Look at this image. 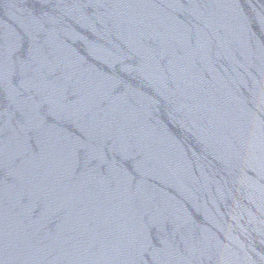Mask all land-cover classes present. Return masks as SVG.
Listing matches in <instances>:
<instances>
[{"label": "water", "instance_id": "obj_1", "mask_svg": "<svg viewBox=\"0 0 264 264\" xmlns=\"http://www.w3.org/2000/svg\"><path fill=\"white\" fill-rule=\"evenodd\" d=\"M0 264H264V0H0Z\"/></svg>", "mask_w": 264, "mask_h": 264}]
</instances>
